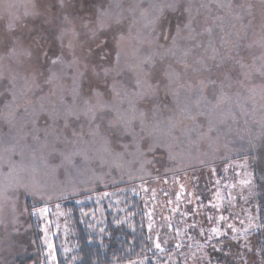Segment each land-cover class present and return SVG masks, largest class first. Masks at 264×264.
Instances as JSON below:
<instances>
[{"label":"rangeland","instance_id":"rangeland-1","mask_svg":"<svg viewBox=\"0 0 264 264\" xmlns=\"http://www.w3.org/2000/svg\"><path fill=\"white\" fill-rule=\"evenodd\" d=\"M119 2L124 79L132 75L128 67L146 57L158 74H180L173 86L178 96L162 90L146 100L129 98L137 131L143 119L144 135L162 145L152 153L114 147L104 125L95 132L79 101V119L70 115L74 92L95 78L77 75L82 59L69 67L71 55L63 65L41 55L59 54L58 37L67 29L64 52L71 43L81 56L83 21L94 19L101 7H114L113 0H64L63 7L60 0H0V264H57V250L66 260L74 245L62 203L71 198L87 206L91 229L105 222L104 208L122 210L125 196L141 200L154 248L159 238L162 250L152 249L161 254L156 264H261L255 236L247 232L255 228L254 176L264 180V77L257 71L264 65V0H183L194 31L186 30L171 51L158 47L160 27L151 10L141 15L149 2L164 0ZM137 4L135 12L128 10ZM188 15L166 12L165 31L171 25L174 34ZM120 34L108 31L99 38L114 49L113 37ZM242 71L246 78L238 77Z\"/></svg>","mask_w":264,"mask_h":264},{"label":"snow or ice","instance_id":"snow-or-ice-1","mask_svg":"<svg viewBox=\"0 0 264 264\" xmlns=\"http://www.w3.org/2000/svg\"><path fill=\"white\" fill-rule=\"evenodd\" d=\"M114 7L108 8L101 7L96 13L94 19L86 18L82 27L85 29L83 32L84 42L80 44L82 49L81 56H76L74 46L69 43L67 48L68 53L64 52L63 36L67 33V29L62 32L58 37L61 40V51L54 57H50L47 51L41 53L45 60L49 61L52 65H63L66 60V55H71L73 59L69 62V67L79 66V62L83 60V68L77 73L80 78H84L91 73V76L95 78L96 83L89 80L88 86L85 89L83 83L79 86L78 90L74 92L72 98V106L68 107L70 115L79 119L80 105L79 101L83 105L82 114L89 118L90 123L95 124V132L101 131V125H104V132L110 134L111 140L109 143L114 147L121 150H127L129 147H134L137 150L143 149L148 153L155 152L162 145L157 142L151 136H145V127L143 119L140 120L139 130L134 124L136 119V105L132 102L130 97L146 100L149 98L150 93L158 94L160 91L165 93H171L173 96H178V93L173 90V86L180 80V74L174 69L164 70L162 73H157L152 57H146L140 64L129 66L127 71L132 73L130 79H124L125 69L121 67L122 52L120 45L124 41L125 36L122 33V12H116L115 9H122V4L119 0H113ZM61 7L64 6V0H60ZM136 7H129V11L135 12ZM151 10L153 21L160 27L156 40L158 47L171 51L172 47H175L177 43L183 38L182 34L187 30L189 32L194 31L192 24V18L190 9L186 8L183 0H164L162 3L149 2L147 7L141 12V15L145 11ZM183 13L187 12L189 15L183 21L177 23L175 27V33L171 30V25H168L167 32L163 21L165 19V13ZM63 20L66 24H70L68 16H64ZM12 26L10 25V28ZM108 31H118L121 34L114 36L115 48L113 49L109 45L107 39H100L99 37ZM209 33L211 29H206ZM71 32L79 38L81 33L77 32L75 28L71 29ZM155 32V29H154ZM162 41V43H161ZM171 45V46H169ZM187 53H185L186 55ZM31 56V53H28ZM215 60V56L212 57ZM241 69H245V65L241 61H237ZM145 66L148 67V71H145ZM170 68V66H169ZM185 72L188 65H184ZM261 77H264V65H261V69L257 70ZM55 75V74H53ZM248 73L241 72L238 77H247ZM52 77H46L45 83H51ZM238 82L239 81L238 79ZM204 82L201 81V84ZM214 83V81H213ZM103 85L101 90L100 85ZM183 87V85H181ZM190 87V86H189ZM15 99V96L13 97ZM219 101V98H217ZM125 100L128 101V107L123 108ZM11 105H9L10 107ZM151 111V109H149ZM131 113V115H129ZM141 117L146 116V112L140 113ZM67 126V125H65ZM179 199V196L177 197ZM211 219V218H209ZM151 229L152 225H148ZM171 227V225H170ZM195 228V225L191 226ZM231 228V225H229ZM179 231V230H177ZM212 232L220 235L217 229H212ZM200 235H205L203 232ZM151 239V237H149ZM166 243V241H165ZM180 247V245H176ZM155 248L161 249V243L159 238L155 242ZM264 251V250H262ZM210 264V261L208 262Z\"/></svg>","mask_w":264,"mask_h":264},{"label":"trees","instance_id":"trees-1","mask_svg":"<svg viewBox=\"0 0 264 264\" xmlns=\"http://www.w3.org/2000/svg\"><path fill=\"white\" fill-rule=\"evenodd\" d=\"M253 199L250 201L254 210L255 228L247 233L253 234L256 239L257 252L261 264H264V180L258 175L254 176ZM119 201L120 208L117 212H106L105 222L98 227L87 228L89 219L87 206H77L74 199H67L62 203L71 222L74 250L66 260L57 250V264H156L161 258L159 252L151 253L150 239L145 233L143 224V209L139 197ZM31 215L33 237L38 252H42L38 231ZM101 228L102 230H99ZM237 233V232H236Z\"/></svg>","mask_w":264,"mask_h":264},{"label":"crops","instance_id":"crops-1","mask_svg":"<svg viewBox=\"0 0 264 264\" xmlns=\"http://www.w3.org/2000/svg\"><path fill=\"white\" fill-rule=\"evenodd\" d=\"M152 249L156 250L154 247H153V248L150 247L149 250H151V253H153V252H152ZM156 251H159V250H156ZM41 253H42V252H41ZM155 253H156V252H155ZM159 253H160V252H159ZM40 258H41V257H40ZM39 264H40V263H39ZM42 264H43V261H42ZM130 264H136V263H130Z\"/></svg>","mask_w":264,"mask_h":264}]
</instances>
